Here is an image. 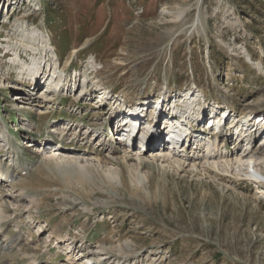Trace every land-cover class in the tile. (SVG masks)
Masks as SVG:
<instances>
[{"label":"rangeland","instance_id":"obj_1","mask_svg":"<svg viewBox=\"0 0 264 264\" xmlns=\"http://www.w3.org/2000/svg\"><path fill=\"white\" fill-rule=\"evenodd\" d=\"M43 66L47 80L30 89ZM58 80L63 91L40 106ZM125 107L141 120L150 111L188 112L198 124L190 147L152 139L159 128H150L151 143L134 138L136 145L205 153L212 138L205 130L218 131L224 116L230 150L264 149V0H0V166L12 179L5 193L21 195L18 208L4 198L12 203L0 242L21 237L17 251L0 252V264H64L70 244L110 264H264V188L244 175L146 163L148 180L137 185L131 159L120 184L100 171L82 179L43 157L87 155L116 165L108 150L69 139L64 128L99 127L115 146L117 136L103 126ZM243 131L251 137L237 148Z\"/></svg>","mask_w":264,"mask_h":264},{"label":"bare ground","instance_id":"obj_2","mask_svg":"<svg viewBox=\"0 0 264 264\" xmlns=\"http://www.w3.org/2000/svg\"><path fill=\"white\" fill-rule=\"evenodd\" d=\"M247 60L250 61L251 60L250 57L247 56ZM31 70H29V71H31ZM258 70L260 72H263V69L260 68V66H258ZM49 71H50V69H49ZM48 76L49 75H47V77H46V70L44 69V66H43L42 69H40L39 72L37 74L33 75L30 79L31 81H32V79H34L36 81V83L32 84V86L34 85V89L36 87H38V84L45 77H46L45 80H47ZM54 78L56 79L57 77H54ZM87 80L83 81V83L86 82ZM62 82H63L62 80H58V82L54 85V87L49 88L47 90V94L43 95L41 102H39L41 104L40 106H42V104L49 105L48 103H50L52 100H54V96L57 93H59V90L63 91ZM32 86L30 87V89L32 88ZM77 91H78V88L75 91V94ZM99 91H100V89H97V88L92 90L93 93H98ZM25 99H26V96L23 98L24 101L22 104L28 105L30 98H27L26 101H25ZM99 103H100V105H105L103 103V101H101V102L99 101ZM106 104H108V103H106ZM19 108H26V107H25V105H21ZM169 115L170 114L167 113L165 117H169ZM190 117H195L197 119L195 110L192 112V116H190ZM110 118H111V115L108 118V121L106 122V124L103 126L104 131L109 129V125H110L109 123L111 120ZM136 119H139V117H137ZM142 119L143 120H141V119H139V120L143 121V123L150 130V128L157 129L160 127V120L162 119V117L159 115V113L157 114V112H155V111H150V112H148V115L143 116ZM162 120H164V119H162ZM190 120L194 122L193 119H190ZM220 121L221 120L218 119V123ZM194 123H197V122H194ZM196 125H198V124H195V126ZM189 126H191V124H189ZM254 127L255 126H253V130L255 131L256 127L255 128ZM29 128H30V126H28V129ZM217 128L219 131L222 132V129L220 127H217ZM98 129H101V128L96 127L94 129L95 133H92L89 131L88 127L84 128L80 125L72 124L71 126L65 127L64 132L66 135H68L69 139L74 138V139H77L78 142H84V141L87 143L90 142L92 146L105 149V151L108 150V153H107L108 156L110 157V159L112 161H114L116 163V165H113L109 168L108 166L103 165L100 160L89 159V157L87 155L86 156L73 155V154L59 155V154H56L54 152H51V153L49 152L50 153L49 156L47 154H44L43 157H47V158L52 159V160L58 159L62 163H65L66 168H71V170L74 173H77L82 179L83 178L92 179L94 172L100 171L104 174L105 179H107L109 182H111V183L118 182L121 184L124 181V174H123V168L124 167L123 166L127 162H129L131 159H134L135 163L133 165H127V167H128L129 172L131 174V179L137 185H143V183L148 180V176L146 175V173L141 172L142 166H144L146 163H150V165H153V164L156 165L157 163H159L162 166L166 165V166H169L171 168L173 167V168H177V169H184V168L188 167L189 169H193L195 171H207L209 173H216V172L221 173L222 172V173L234 174V175H244L245 177H247L251 181H253L258 186V188H264V181H260L259 179H257L255 177V175L258 174L262 178H264V176L262 175V172H264V170H263L264 149H258V148H255V146L249 145V147L245 148L242 153L238 152L235 149L230 150L226 140H228V138L232 137V135L227 134L226 132L220 136H212V138L207 141L206 144L211 148V150H209L205 153L202 151L196 150L193 153L180 155V152L182 153L183 151L175 152L174 151L175 149L173 147H169L168 143L165 145L164 144L163 145L151 144L149 146H146V145L140 146L138 144L136 145V143H134V141L128 140L127 143H124L123 145H121V143H120L121 139L118 138V141L116 142L115 146L109 145V147H107L109 141H108L107 137H104V135H102L103 133L102 134L99 133L100 130H98ZM153 134H154V136L152 137V139H154V138L158 139L159 138L161 141H166V138L159 136V134L156 135L155 132ZM60 135H61V132H60ZM248 137L250 138L251 134L249 132H245V131L241 132V134L236 136L235 138L237 141L236 142L237 148H240L242 143H243V140L245 138H248ZM261 138H262L261 142H264V137L261 136ZM4 139L7 140L8 137L6 136V137H4ZM192 140H193V136L191 135L189 137V144H188L189 147H190ZM195 142H196V145L202 146L198 143L199 140H195ZM201 142H202V140H201ZM125 144H128V145H125ZM220 145L221 146L224 145V147L226 149L224 153L218 151V147ZM49 148H52V150L56 151V152L59 151V147H57V146H49ZM54 148H55V150H54ZM196 149H197V147H196ZM215 150H216V152H214ZM119 153H122L123 156L121 157L120 161H117V158L115 156L118 155ZM0 171L2 172V173L0 172V199L3 198V200H4V198L6 196H9L10 199L15 200V202L13 203L15 208H18V205H19L18 199L20 198L21 195L18 196V194H14V192L12 194L5 193L6 190H4L3 188L8 186V184H7V179H8L7 170L0 166ZM11 178H12V176H11ZM7 199H5L4 201L0 200V225H1V222H3V220L5 221L7 219V217L4 216V212L6 210V207H5L6 202L12 203V201H10V200L7 201ZM2 233L0 235H2ZM19 237H21V235H19ZM19 237L15 243L10 242V243L6 244L7 235L6 234L3 235V238L5 239L3 241L5 243L2 244V242H0V252L3 253L5 250H7L10 252V254H12L13 251H17V249L20 246ZM124 245H127V244L116 246L117 252H119V254L124 250V248H123ZM81 246L82 245H80L78 247L79 251L82 249ZM64 250L68 251L69 248L66 247V248H64ZM82 250H84V251L86 250V252L88 254L87 255L88 259H90L89 263L110 264V263H108L109 260H107L105 262V260H103V258H101L102 255H100L99 252L92 251L91 249H88V248H85ZM100 251H106V250L100 249ZM103 255H107V254L104 253ZM68 259L66 260V262L68 264H80V263L82 264V262H80V260H77L76 262H74V261H70L71 259L70 260H68ZM28 264H35V261L30 259Z\"/></svg>","mask_w":264,"mask_h":264}]
</instances>
